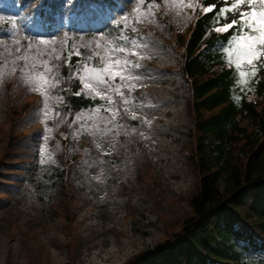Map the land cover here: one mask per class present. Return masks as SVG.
<instances>
[{
	"label": "rangeland",
	"instance_id": "rangeland-1",
	"mask_svg": "<svg viewBox=\"0 0 264 264\" xmlns=\"http://www.w3.org/2000/svg\"><path fill=\"white\" fill-rule=\"evenodd\" d=\"M195 1L145 0L134 12L138 0H0V264H123L155 247L191 214L198 187L192 92L178 42L186 39ZM149 3L151 17L144 12ZM125 14V35L137 36L142 45L134 58L142 64L132 73L139 78L132 102L118 105L115 119L96 110L107 103L99 97L102 104L79 112L61 106L64 88L79 81L71 78L75 63L65 68V57L57 61L52 49H79L84 60L98 63L96 54L104 55L105 42L119 36ZM134 16L142 21L135 23ZM29 44L33 57L37 50L49 55L29 59L28 68L42 60L60 64L63 83L52 92L19 70L26 62L17 56ZM151 48L167 53L164 76L176 87L162 104L158 83L149 80L157 77ZM11 105L21 114L15 142L8 145ZM133 114L140 121L134 123ZM243 124L253 128L247 119Z\"/></svg>",
	"mask_w": 264,
	"mask_h": 264
},
{
	"label": "trees",
	"instance_id": "trees-1",
	"mask_svg": "<svg viewBox=\"0 0 264 264\" xmlns=\"http://www.w3.org/2000/svg\"><path fill=\"white\" fill-rule=\"evenodd\" d=\"M212 15L201 11L194 18L182 48L183 67L193 90L196 136L192 164L199 177L197 193L190 201L191 214L165 240L124 264H264V258L249 259L252 248L264 250V137H240L238 118L247 110L249 115L260 119L264 129V99L247 101L240 92L250 85L264 96V67L254 80L243 87L237 85V70L234 65L229 66V52L225 51L235 33L232 29L216 32L210 22ZM208 29L212 32L205 37ZM202 44L208 49L216 44L223 47L220 53L206 54L217 70L209 71L203 60ZM229 50L235 59L234 47ZM66 89L65 107L71 111L95 104L83 93L73 94L80 90L77 84ZM20 114L16 108L11 110L10 139ZM10 139L8 145L13 143ZM227 145L231 146L229 150ZM235 149H240L243 156L233 155ZM240 239L248 243L237 250L235 245Z\"/></svg>",
	"mask_w": 264,
	"mask_h": 264
},
{
	"label": "snow or ice",
	"instance_id": "snow-or-ice-1",
	"mask_svg": "<svg viewBox=\"0 0 264 264\" xmlns=\"http://www.w3.org/2000/svg\"><path fill=\"white\" fill-rule=\"evenodd\" d=\"M144 3L145 0H138V8L133 11L139 12ZM190 6L195 11L197 4ZM152 7L153 4L149 3L147 9H144L145 14L149 17L155 15L154 12L148 11ZM199 7L203 13L211 12L213 14L210 22L215 26L216 32L225 33L232 29L235 33L229 48H225V51L229 52V66L234 65L237 70V85L243 87L244 84L254 80L257 72L264 67V0H219V3L216 0H203ZM142 18L141 16H134L132 19L135 23H140ZM128 19L129 17L125 14L122 20L123 29L119 36L105 42L104 46L108 51L104 55L96 54L98 63H91L92 58L84 60L79 49H65L61 53H56V50L52 49L51 52L57 61L66 57L63 59L65 68H69L75 63L76 66L71 72V78L79 81L81 90L73 94L79 96L86 91L90 99L95 100L99 97L102 101H106V105H96L95 107L97 111L102 110L108 113L112 119L119 115L120 108L118 105H128L132 102L129 99L130 94L138 86L137 80L139 78L132 73L134 69L141 67L138 59L134 58L139 56L138 48L142 45L135 43L138 39L137 36L125 35V31L129 28ZM131 31L135 33L137 29L133 27ZM129 41L132 43L129 44ZM95 43L99 46L101 41ZM233 47L235 59L229 50ZM15 51L19 54L21 49L17 48ZM32 53L33 46L29 44L25 54L17 56L18 59H23L26 62V67L19 70L21 73H27L31 82L43 87L48 92H52L63 83L59 73L60 64L51 65L48 61L42 60L38 64L33 63L28 68L27 61L29 59L49 55L47 50H37L35 57L32 56ZM73 55L77 57L75 62L72 61ZM245 68L246 70H244ZM37 69L38 71H36ZM63 91H67V89ZM116 97H119V100ZM59 99L62 101L63 95H60ZM55 114L59 115V113ZM132 118H136L135 114ZM96 146L100 147V145Z\"/></svg>",
	"mask_w": 264,
	"mask_h": 264
},
{
	"label": "bare ground",
	"instance_id": "bare-ground-1",
	"mask_svg": "<svg viewBox=\"0 0 264 264\" xmlns=\"http://www.w3.org/2000/svg\"><path fill=\"white\" fill-rule=\"evenodd\" d=\"M106 26L102 27L99 29V31H102V30H105ZM151 52L152 53H156V59H157V64L154 66L155 67V71L157 72V77L155 78V80H153L154 78V75H150L149 76V80L151 81H155V83L157 82L158 85V89L157 91L160 93L159 95H157V98L158 100H160V103L159 104H162L163 102L165 101H168L169 99H167L169 97V95L175 91L176 87H174V84L175 82H172L171 83V79L169 78V76H164L165 72L167 70H169L167 64L163 63V61L165 60V57L163 54H167L166 52L165 53H160L159 50L157 49H154V48H151ZM139 60L138 61L140 64H142V59L139 57ZM164 163H166L164 160H163ZM175 172V170H173V173ZM172 176H174L175 178H177V174H173ZM175 184V187L180 190L182 187H183V184L179 181H176L174 182ZM84 201H87V200H84ZM100 207H103V203H100L99 204ZM101 210H99L97 213L99 214ZM104 229V228H103ZM103 229L102 230H98V234L99 235L101 232H103ZM107 229H111V227L107 228ZM106 241L104 240L103 243H105ZM95 244H97V242H95ZM87 251L90 253L91 252V248L89 247L87 249ZM97 253V251L94 252V254ZM104 257L108 256V252H104Z\"/></svg>",
	"mask_w": 264,
	"mask_h": 264
}]
</instances>
